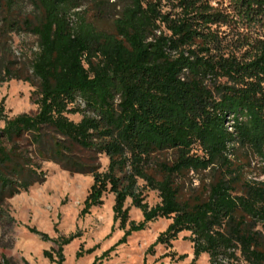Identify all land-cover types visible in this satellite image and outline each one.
<instances>
[{"label": "trees", "instance_id": "16d2710c", "mask_svg": "<svg viewBox=\"0 0 264 264\" xmlns=\"http://www.w3.org/2000/svg\"><path fill=\"white\" fill-rule=\"evenodd\" d=\"M238 1L244 18L264 21V0ZM231 22L208 0H0V86L30 84L37 105L8 118L0 102V224L15 222L6 202L44 183L49 162L92 177L82 215L114 196L117 246L165 219L148 254L187 232L193 263L264 264V38L223 51L211 26ZM14 35L36 50L15 55ZM189 173L199 184L186 196ZM145 190L160 203L149 207ZM127 200L142 221L129 220ZM75 238L54 240L49 264H63Z\"/></svg>", "mask_w": 264, "mask_h": 264}, {"label": "rangeland", "instance_id": "374dc122", "mask_svg": "<svg viewBox=\"0 0 264 264\" xmlns=\"http://www.w3.org/2000/svg\"><path fill=\"white\" fill-rule=\"evenodd\" d=\"M210 11L226 14L232 18L228 25H212L211 33L218 40V46L223 51L242 55L248 49V44L259 38H264V21H255L244 18L240 11L238 0H208ZM30 7H26L28 13ZM101 30H110L106 23L97 24ZM36 50L34 37L14 35L12 50L19 56L22 51ZM35 87L20 81L11 80L0 86V102L3 103L8 118L20 114H35L37 105L34 103ZM69 118L78 122L80 115ZM4 123L0 121V128ZM102 169L108 164L105 157L100 158ZM46 172L45 182L31 187L6 202V208L14 223L3 227L0 224V264H49L44 252L56 253L58 245L54 240L75 236L76 238L63 247V264H91L95 258L108 255L101 259L102 264H209L208 256L203 254L193 263L192 244L187 240L189 233L179 234L178 239L172 242V247L158 245L154 254H148V249L154 244L158 235L166 230L170 220L158 219L149 223L144 231L133 233L125 243L118 245L124 231L119 224L113 221L114 196L105 194L102 205L91 208L89 213L82 215L83 203L92 185V177L70 174L61 170L57 165L49 162L42 164ZM249 176L259 171L252 166ZM198 177L189 173L184 181L183 193L188 196L193 188L198 187ZM144 202L149 207L160 203L156 191L145 190ZM129 220L142 221L140 210L131 206ZM28 228L46 234L50 240L43 241L37 235L29 232ZM92 250L88 254L87 251ZM83 256L77 258V253ZM175 253L174 257H165ZM185 255L180 260L179 256ZM244 264V263H241Z\"/></svg>", "mask_w": 264, "mask_h": 264}]
</instances>
